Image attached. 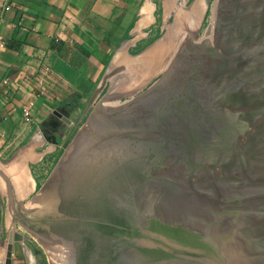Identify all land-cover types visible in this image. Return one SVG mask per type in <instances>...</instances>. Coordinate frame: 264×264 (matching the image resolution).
<instances>
[{"label":"water","instance_id":"obj_1","mask_svg":"<svg viewBox=\"0 0 264 264\" xmlns=\"http://www.w3.org/2000/svg\"><path fill=\"white\" fill-rule=\"evenodd\" d=\"M125 162L144 180L129 173L120 184L108 170ZM83 173L103 185L99 196L74 188ZM24 207L22 222L42 236L69 235L68 224L51 223L68 211L125 220L108 264H264V0H195L112 77ZM88 232L94 257L109 252L110 231ZM35 237L50 264H70L66 249ZM19 240L10 234L4 264Z\"/></svg>","mask_w":264,"mask_h":264},{"label":"crops","instance_id":"obj_2","mask_svg":"<svg viewBox=\"0 0 264 264\" xmlns=\"http://www.w3.org/2000/svg\"><path fill=\"white\" fill-rule=\"evenodd\" d=\"M155 8V0H0V158L30 151L18 155V167L0 164V174L14 177L22 194L34 190L30 176L23 183L19 174L43 156V127L63 126L56 112L73 123L65 109L95 86L122 46L148 34ZM43 70L58 86L39 80ZM0 186L8 189L1 178ZM2 203L0 191V264L7 245ZM12 264L29 261L14 247Z\"/></svg>","mask_w":264,"mask_h":264},{"label":"rangeland","instance_id":"obj_3","mask_svg":"<svg viewBox=\"0 0 264 264\" xmlns=\"http://www.w3.org/2000/svg\"><path fill=\"white\" fill-rule=\"evenodd\" d=\"M155 1L156 19L154 25L147 30L148 34H146L145 37L136 44V46H133L135 43L134 41L127 42L122 48V51H118L113 56L107 66V70L95 86L90 88V91L86 89L84 93H80L79 97L74 99L73 104H71L69 108L65 109V111H67L66 114L73 119V123L67 124L64 122L63 126H44L43 135L39 134V136H37L38 140H43V147L39 148V153H42L43 156L36 154L35 161L29 164L28 167L30 170V178L28 181L34 185L33 192L28 195L22 194V191L20 190V187H18L14 177L12 178L11 176L9 177L6 175V178H4L0 174V178L6 182L8 188L5 189L6 193L0 186V191L3 197L2 207L4 212L2 223L6 231L5 235L7 243L10 238V234H14L16 232L21 234L23 236V240H19L15 243V252L18 255H25L29 264H50V259L44 246L31 232L20 224V222H22V210H26V207L24 206L43 188L51 176L54 168L63 157L65 150L68 149L78 132L89 121L97 104L107 93L112 77L136 66L139 62L140 54L154 41L163 36L169 29L168 27L175 23L176 18L174 17L175 12H173V9L171 10L172 14L169 16L170 9L168 7L174 8V5L168 2L170 0ZM194 1L195 0H187V6H190L194 3ZM167 8L169 10H167ZM127 46L129 47L127 48ZM125 51H127L128 55L124 54ZM24 149H22V153L29 155L30 151H25ZM20 152L21 151L8 156L6 155L4 159L0 158L1 166L8 164L13 165L14 167L20 166L21 163L16 162L18 155L22 154Z\"/></svg>","mask_w":264,"mask_h":264},{"label":"flooded vegetation","instance_id":"obj_4","mask_svg":"<svg viewBox=\"0 0 264 264\" xmlns=\"http://www.w3.org/2000/svg\"><path fill=\"white\" fill-rule=\"evenodd\" d=\"M146 160L147 158L145 159V161ZM127 164L128 163L125 162L123 166H119V169H117L118 172L113 173L111 170H108V171L113 175L118 173L117 175H115V177L118 176L117 178L120 179V184L122 185H125V181H127L125 179H127V176L129 173L140 174L142 177V181H143L144 180L143 171L140 173L132 172L130 170L125 171L124 169H126ZM85 176L86 174L83 173L81 175L82 179L80 178L76 180L77 183L74 185V188L79 186L83 192H86V193L88 192V194L92 196H94L93 193L95 194L96 192L99 193L100 190L98 189H101L103 185L101 183L99 185L95 183L92 184L91 180H89L90 177L86 178ZM62 187H63V184L61 183L60 190H62ZM133 188L134 187H132L131 189L129 188L128 189L130 190L129 192H132ZM98 193L96 194L97 196H99ZM122 198L124 199L125 197L122 196ZM85 202L90 212L94 210L95 206H97L94 204L95 201L91 200L90 198H88V200ZM96 203H98V206H101L103 204V202L101 201L96 202ZM121 212L123 211L119 208L118 210L119 215L122 214ZM87 214L88 213H85V212L78 214L72 211H68L67 215H64L63 217L59 219L51 221L53 226L56 224H68L71 227L70 228L71 233H69V235H61L59 233L58 235H55V233L51 231V233H48L45 236H42L41 234L36 233L35 230L31 229V227L25 225L23 222H20V224L24 226L29 232L37 236L42 242L46 238L51 239L50 240L51 247L49 249H56L60 247L66 249L69 253V258H70L69 263L70 264H108V261H109L108 259L110 257V251H112V247H113V244L110 238L116 235V233H118L119 231V229L117 228L118 226L126 227L127 223L125 220H114V221L113 220H103L100 218L93 217L90 214L88 215ZM91 228L105 229V230L110 231V235L105 238L106 240H108L107 247H108L109 252L107 251L106 253H104L102 251H98V253L96 254V257H94L93 250L95 248L94 246L96 245V243L88 232V230ZM99 244L101 246L104 245L103 242ZM106 259L108 261H106Z\"/></svg>","mask_w":264,"mask_h":264},{"label":"bare ground","instance_id":"obj_5","mask_svg":"<svg viewBox=\"0 0 264 264\" xmlns=\"http://www.w3.org/2000/svg\"><path fill=\"white\" fill-rule=\"evenodd\" d=\"M170 4H173L174 5V8L172 7V8H170V7H168L167 8V10H169V16H170V14H172V9L174 10L173 12H175V18H176V21L178 20V18L186 11V9L189 7V6H187V4H188V2H187V0H170V1H168ZM166 6V5H165ZM168 6V5H167ZM168 12V11H167ZM166 14H168V13H166ZM168 16V15H167ZM168 18V17H167ZM167 21V20H166ZM175 21V22H176ZM146 23V22H145ZM144 23V24H145ZM146 24H148V22L146 23ZM171 26H169L168 28H170ZM134 42H135V40H134ZM133 42V43H134ZM134 45V44H133ZM129 46H127V48H128ZM122 48H123V46H122ZM126 48V49H127ZM122 51V50H121ZM121 53V52H120ZM124 54H126V55H128L127 54V51H125V53ZM127 57V56H126ZM123 58V57H122ZM121 58V59H122ZM118 60V59H117ZM117 63V62H116ZM115 63V64H116ZM115 66V65H114ZM16 170H18V169H16ZM30 176V174H29V170H27V169H24V170H22V171H20V174H19V179H20V181L21 182H26V180L28 179V177Z\"/></svg>","mask_w":264,"mask_h":264},{"label":"built area","instance_id":"obj_6","mask_svg":"<svg viewBox=\"0 0 264 264\" xmlns=\"http://www.w3.org/2000/svg\"><path fill=\"white\" fill-rule=\"evenodd\" d=\"M39 80L41 82H44V83H47L49 84L50 86H58V84H55L53 82L50 81V78H49V71L48 70H43L41 73H40V76H39ZM50 88H43L41 89V93H50ZM51 94V93H50Z\"/></svg>","mask_w":264,"mask_h":264},{"label":"trees","instance_id":"obj_7","mask_svg":"<svg viewBox=\"0 0 264 264\" xmlns=\"http://www.w3.org/2000/svg\"><path fill=\"white\" fill-rule=\"evenodd\" d=\"M129 172V171H128Z\"/></svg>","mask_w":264,"mask_h":264}]
</instances>
